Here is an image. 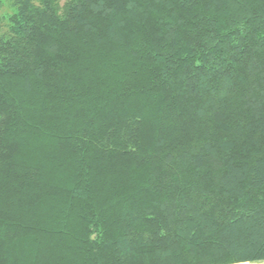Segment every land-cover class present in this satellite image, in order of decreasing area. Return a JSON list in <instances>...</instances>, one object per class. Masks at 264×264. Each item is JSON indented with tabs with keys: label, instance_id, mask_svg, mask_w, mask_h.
Wrapping results in <instances>:
<instances>
[{
	"label": "trees",
	"instance_id": "16d2710c",
	"mask_svg": "<svg viewBox=\"0 0 264 264\" xmlns=\"http://www.w3.org/2000/svg\"><path fill=\"white\" fill-rule=\"evenodd\" d=\"M0 264H264V0H0Z\"/></svg>",
	"mask_w": 264,
	"mask_h": 264
}]
</instances>
